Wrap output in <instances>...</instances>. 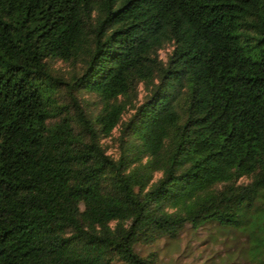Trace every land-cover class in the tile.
<instances>
[{"label":"trees","instance_id":"trees-1","mask_svg":"<svg viewBox=\"0 0 264 264\" xmlns=\"http://www.w3.org/2000/svg\"><path fill=\"white\" fill-rule=\"evenodd\" d=\"M210 220L264 264V0H0V264Z\"/></svg>","mask_w":264,"mask_h":264},{"label":"rangeland","instance_id":"rangeland-1","mask_svg":"<svg viewBox=\"0 0 264 264\" xmlns=\"http://www.w3.org/2000/svg\"><path fill=\"white\" fill-rule=\"evenodd\" d=\"M168 49L160 51V55L165 57ZM56 64L64 67L63 63ZM143 93L141 90V98ZM104 144L108 152L115 153V142L112 139H104ZM249 246L246 233L241 227L210 220L196 228L186 224L178 237H162L152 243L138 244L135 250L142 255L156 251L157 264H255ZM113 264L125 263L115 260Z\"/></svg>","mask_w":264,"mask_h":264}]
</instances>
